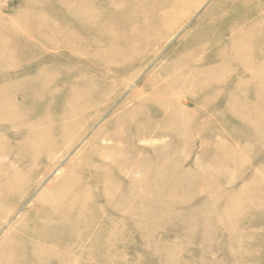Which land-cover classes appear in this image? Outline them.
Wrapping results in <instances>:
<instances>
[{
    "label": "rangeland",
    "instance_id": "1",
    "mask_svg": "<svg viewBox=\"0 0 264 264\" xmlns=\"http://www.w3.org/2000/svg\"><path fill=\"white\" fill-rule=\"evenodd\" d=\"M0 264H264V0H0Z\"/></svg>",
    "mask_w": 264,
    "mask_h": 264
}]
</instances>
